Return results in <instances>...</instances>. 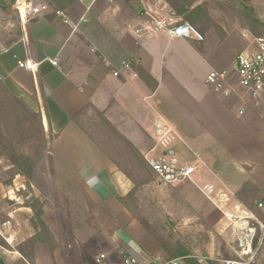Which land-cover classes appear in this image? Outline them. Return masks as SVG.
I'll use <instances>...</instances> for the list:
<instances>
[{"label": "rangeland", "instance_id": "rangeland-1", "mask_svg": "<svg viewBox=\"0 0 264 264\" xmlns=\"http://www.w3.org/2000/svg\"><path fill=\"white\" fill-rule=\"evenodd\" d=\"M30 1L36 4L47 3L45 0ZM118 1L110 0L109 4L114 8L123 4ZM5 2L9 7L6 10L0 8V41L8 43L14 38L17 29L24 35L31 20L22 23L16 7L17 0ZM250 4L264 19V0H250ZM130 6H121L111 14L122 22L125 20L126 9L131 17L143 9L137 2ZM207 9L209 20L208 30L203 34L204 41L169 39L160 35L159 41L146 45L149 52L158 54L163 59L158 62L162 68L161 72L159 71L160 94L155 100H149L152 105H158L153 110L147 109L149 111L146 112V125L124 124L123 127H127L138 137L137 140L131 141L140 151L144 149L141 153L149 169L151 166L147 157L156 156L155 154H160L161 151L157 147L156 136V124L161 120L173 131L170 148L174 147L176 154L183 161L197 166L193 180L199 179L198 176L208 166L207 158L211 156L212 163H220L219 167L215 166L218 167L217 173L221 176L222 171L226 173L225 183L233 185L240 180L243 185L248 186L247 188L256 187L264 194V115L250 107L242 116H237L238 104L236 107L232 106L235 100L225 99L207 82V76L212 70L230 69L236 55L246 47L247 40L243 37L242 30L254 32L248 25H242L238 14L241 7L237 4L231 7L210 4ZM91 12L86 14L87 21L92 20ZM82 13L84 14V10ZM119 14L121 15L118 16ZM126 24L123 28L110 26L111 31L108 29L107 33L108 30L101 29L99 21H96L93 29L100 34L96 37L99 41L103 40L102 42L109 44L111 36L125 38L126 33L135 35L134 31L141 26L133 19ZM137 38L148 40L149 35L143 34ZM121 63L123 66L126 62L123 60ZM122 66L120 64L114 74L117 72L120 75ZM147 85L152 87L153 81ZM7 91L9 92L8 89ZM7 91L4 92L0 86V99L3 103V106H0V225L10 221L12 228L4 232L6 238L0 235L6 242V245L0 243V258L5 264H27L25 260L31 264H96L97 254L110 249L109 233L114 229V222L99 219L74 222L71 220L66 198L59 184L62 181L57 158L53 154V142L41 121V116H38L39 124L35 114H40L30 109L23 99L20 98L23 104L16 102L9 96L13 95ZM80 121L84 130L74 122L101 151L102 146L109 151L111 149L116 156L117 152L111 145L114 141H109V137L105 135L106 129L92 109L81 115ZM116 127L124 134L118 126ZM13 152L30 155L36 159L31 179L16 174L11 162ZM109 159L114 163L110 157ZM121 162L124 166V160ZM117 168L121 170L118 166ZM128 169L139 183L136 193L139 201L136 203L134 199H130L128 205L135 209L140 224V220H144L153 226L165 228V231L162 230L164 235L170 232L187 243L202 264H209V260L220 264L222 259L234 257L232 247L235 244L229 230H223V235L220 233V229L224 228L222 223L218 225L215 221H207L205 224L201 221L203 218L185 203L173 187L174 184L161 180L152 169L151 174L146 171L139 172L132 167ZM141 174L150 178L142 185L139 177ZM206 181V178L200 177L198 183L203 185ZM184 186L188 191L187 196L191 194L208 204L209 201L204 198L203 201L199 195L194 182L187 180ZM33 198H38L43 203V218L56 241L54 251L49 243L37 242L32 245L30 242L35 233L30 223L33 210L29 206ZM254 211L259 212L257 208ZM21 248L32 252V256L24 255ZM160 257L166 258L167 255L163 252Z\"/></svg>", "mask_w": 264, "mask_h": 264}, {"label": "crops", "instance_id": "crops-1", "mask_svg": "<svg viewBox=\"0 0 264 264\" xmlns=\"http://www.w3.org/2000/svg\"><path fill=\"white\" fill-rule=\"evenodd\" d=\"M133 2L143 6L139 14L131 17L126 9L125 20L122 22L111 14L121 6L129 8ZM109 3L110 0H78L62 15L52 14L53 9L50 8L35 16L24 35L17 29L11 41H0V79L13 96L23 99L30 109L40 114L53 142V154L57 158L62 181L59 184L71 220L99 219L114 222V229L109 233L110 249L107 252L113 255L123 252L149 260L160 256L163 250L140 224L135 209L125 206L119 200L133 189V181L93 143L72 120V116L91 103L99 110H105L108 119L127 138L132 141L138 139L123 126L146 125L147 109L153 110L158 105H152L149 100H155L161 88L159 75L162 68L158 62L163 59L149 52L146 45L159 41L161 36L175 38L160 33L151 38L149 36L148 40H141L134 31L135 35L126 33L125 38L111 36L109 45L96 38L100 34L93 29V24L99 21V27L107 31L110 26L123 28L130 19L143 25L150 17L149 13L173 12L166 0L123 2L115 8ZM164 4L165 8L160 10L159 6ZM89 11L93 13L92 20L83 21L82 18H86ZM27 60L34 64L33 67L20 65ZM55 60L57 65L53 64ZM123 60L126 63L122 66ZM132 61L141 64L158 81L157 88L153 90L144 84L132 68ZM127 63H130L129 67L125 66ZM120 64L121 74L115 75L114 71ZM141 151L144 152V149ZM170 152H176V149L172 147ZM206 161L208 166L198 176L199 179L191 182L195 183L201 198L209 201L208 204H205L204 199L203 203L191 194L187 196L188 191L184 186L187 180L173 187L198 216L221 225L223 212L212 204L208 196L215 198L221 191H227L232 197V204H241L249 209L240 195L241 190L248 186L240 180L233 185L225 183L226 173L222 171V176L217 173L220 163H212L211 156ZM200 177L207 179L205 184L198 183ZM209 188L212 193H208ZM220 233H223L222 228ZM258 264H264V246L259 251Z\"/></svg>", "mask_w": 264, "mask_h": 264}, {"label": "built area", "instance_id": "built-area-1", "mask_svg": "<svg viewBox=\"0 0 264 264\" xmlns=\"http://www.w3.org/2000/svg\"><path fill=\"white\" fill-rule=\"evenodd\" d=\"M83 2L84 0H79ZM22 23L32 20L43 11L50 10L47 3H34L30 0H17ZM164 5L159 9L163 10ZM62 15L63 12H57ZM145 24L138 27L135 33L139 36L148 34L156 36L165 33L170 38L192 39L204 41V35L189 21H180L174 13L151 14ZM86 20L85 17L82 18ZM68 22L67 19H65ZM247 45L235 58L230 69L212 70L207 76V82L212 89L225 99H233V107L237 104V116H242L250 107L264 115V29L256 35L250 30H242ZM27 60L20 65L33 67ZM57 65V61H53ZM130 63L125 66L129 67ZM117 75L118 73L115 72ZM242 102V103H241ZM250 102V103H248ZM172 128L164 121H157V147L160 154L147 157L154 172L161 180L168 184H176L184 180H193L197 173V166L183 161L176 152H170L172 142ZM208 193H212L209 188ZM212 204L223 212V230H229L234 246V257L222 259L220 264H258V254L264 246V199L257 202L255 212L241 204H232V197L221 191L215 198L208 196ZM11 222L0 225V235L5 237V231L11 229ZM6 238V237H5ZM11 241V240H9ZM27 264H31L25 260ZM96 264H184L181 258H163L155 256L149 260H142L136 256L119 252L113 255L109 252H100L95 257Z\"/></svg>", "mask_w": 264, "mask_h": 264}, {"label": "trees", "instance_id": "trees-1", "mask_svg": "<svg viewBox=\"0 0 264 264\" xmlns=\"http://www.w3.org/2000/svg\"><path fill=\"white\" fill-rule=\"evenodd\" d=\"M53 9L52 14L57 15V12H65L70 6L75 4L78 0H45ZM125 3H130L132 1L139 0H121ZM174 13L175 16L179 17L180 21H189L192 23L202 34L206 33L208 30V5L217 4L225 5L228 7L234 6L235 4L241 7V10L238 12L239 19L242 25H248L250 29L256 34L262 33L264 29V19L258 14L256 8L250 4V0H166ZM9 6L5 0H0V8L6 10ZM199 42V41H197ZM132 68L138 73L139 77L148 84V82L153 81L152 89L157 88L158 81L153 78V76L147 72L144 67L136 61L131 62ZM0 86L3 88L4 92L7 91V87L4 82L0 79ZM8 92V91H7ZM9 93V92H8ZM16 102L22 103V100L17 97H13L9 94ZM0 106H3L2 100L0 99ZM5 108V107H4ZM88 109H92L97 119H99L102 126L106 129L105 135L109 137V141L115 144H111L113 150H115L116 156L113 155V151H110L107 148L101 146L103 151L114 161V163L129 177L134 183L133 189L124 197L119 198V200L127 207L128 201L134 199L138 203L137 191H138V181L132 177L131 173L128 171V167H132L139 172L146 171V173L151 174V169L145 160L141 151L135 146V144L122 134L117 127L108 119L106 116L105 110H99L93 104H86L81 110L75 113L72 116L74 120L83 130L84 126L80 121V116L85 114ZM36 115L37 123L38 114ZM40 124V123H39ZM116 141V142H115ZM40 145V144H39ZM5 146V145H4ZM177 151V150H176ZM42 153V152H41ZM2 153L0 152V156ZM124 160L125 165L121 162ZM11 162L13 163L14 170L16 174H21L24 177L31 179L34 175V170L36 167V159L30 155L17 154L13 152L11 154ZM149 169V170H148ZM153 170V169H152ZM154 171V170H153ZM141 180V185L150 180V178L145 177L144 175H139ZM241 199L249 209L255 210L257 202L261 199H264L262 193L257 189L245 188L241 191ZM132 201V200H131ZM133 202V201H132ZM137 207V205L133 202ZM33 210V216L30 219V223L35 230L34 235L30 238L32 245L37 242L40 243H49L51 250L56 249V241L53 232L43 218L44 206L38 198H33L32 204L29 205ZM142 225L148 230L156 242L160 245L163 252L167 255V259L170 258H181L184 264H202L200 260L191 252L190 247L187 243L183 242L179 238H176L173 234L168 232L164 235L162 230L165 231V228L153 226L150 222L140 220ZM205 224L207 221L202 219ZM0 243L6 245V242L3 238L0 237ZM222 250V248H221ZM21 251L24 255L32 256V252L28 251L26 248H21ZM0 264H5L4 261L0 258ZM209 264H216L215 261L209 260Z\"/></svg>", "mask_w": 264, "mask_h": 264}]
</instances>
